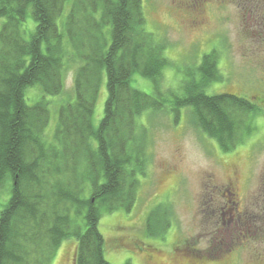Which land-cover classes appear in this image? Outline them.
<instances>
[{
	"label": "trees",
	"instance_id": "trees-1",
	"mask_svg": "<svg viewBox=\"0 0 264 264\" xmlns=\"http://www.w3.org/2000/svg\"><path fill=\"white\" fill-rule=\"evenodd\" d=\"M0 20V193L9 192L0 211V264H52L70 239L74 264H109L98 224L103 214L130 213L136 203L149 165L137 123L144 113L167 111L176 122L187 112L224 153L256 130V102L204 92L219 78L214 52L203 56L202 80L185 86L183 96L159 94L166 45L146 32L141 0H0ZM71 70L74 101L59 108L48 142L47 103L28 106L25 92L60 96ZM135 74L151 81L153 95L131 87ZM103 84L107 99L95 128ZM172 221L170 206L154 207L146 236L163 238Z\"/></svg>",
	"mask_w": 264,
	"mask_h": 264
},
{
	"label": "rangeland",
	"instance_id": "rangeland-1",
	"mask_svg": "<svg viewBox=\"0 0 264 264\" xmlns=\"http://www.w3.org/2000/svg\"><path fill=\"white\" fill-rule=\"evenodd\" d=\"M141 1L146 32L166 45L168 66L159 83L161 96L169 100L173 95L181 97L185 86L200 83L202 75L198 69L202 58L214 52L219 78L204 92L234 94L251 102H256L251 97L259 96L264 103V4H247L245 0ZM198 1L202 3L201 12L196 8ZM195 21L199 25L194 26ZM73 84L71 70L65 75L60 96H45L36 87L25 92L28 106L47 103L48 142L53 137L59 108L74 101ZM130 85L153 95L151 81L137 74L132 76ZM106 99L103 84L92 118L95 128L103 118ZM263 103L258 106L260 117L253 122L254 133L228 153L200 133L187 112H182L176 122L167 111L146 112L137 118L146 133L149 165L146 176L139 178L131 212L118 210L103 214L99 220L104 257L109 264H264V259L256 260L264 255V243L241 240L239 227L234 222L229 227L230 219L223 208V193L233 174L236 173L237 192L242 197L251 192L244 191V182L250 178L247 175L251 173L250 185L256 189L258 176L264 174ZM165 107L169 110L171 104ZM8 199L9 192L0 193V211ZM158 205L171 207L173 221L163 238L148 237L146 218ZM192 250L203 258L195 261L190 256ZM75 252L76 242L64 241L52 264H74Z\"/></svg>",
	"mask_w": 264,
	"mask_h": 264
},
{
	"label": "flooded vegetation",
	"instance_id": "flooded-vegetation-1",
	"mask_svg": "<svg viewBox=\"0 0 264 264\" xmlns=\"http://www.w3.org/2000/svg\"><path fill=\"white\" fill-rule=\"evenodd\" d=\"M245 2L247 4H264V0H245ZM196 8L199 12H201L202 3L200 1H198ZM198 19L200 20L201 18ZM199 23L200 22L195 21L193 25H199ZM251 98L252 100L254 99L258 105H262L263 98L259 96ZM251 176V173H249L247 178H251ZM250 178L244 182V191L251 189V192L245 197H242L237 192V184L239 183L236 180V173L232 175V178H230L231 180L229 181L228 189L225 193H223L225 202V206L223 208L226 216L230 219L228 221L229 227H232V222L235 223V226L239 227L241 233L240 235L243 238L241 240H250L255 241L257 244H261L264 243V174H260L258 176L256 180V189L251 188ZM215 210H213L214 215ZM263 259L264 255L256 258L258 261ZM156 260L159 263L158 259Z\"/></svg>",
	"mask_w": 264,
	"mask_h": 264
}]
</instances>
